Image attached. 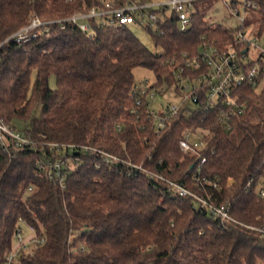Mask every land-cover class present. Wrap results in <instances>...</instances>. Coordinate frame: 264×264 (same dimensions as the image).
<instances>
[{"label": "trees", "instance_id": "1", "mask_svg": "<svg viewBox=\"0 0 264 264\" xmlns=\"http://www.w3.org/2000/svg\"><path fill=\"white\" fill-rule=\"evenodd\" d=\"M258 1L261 9L252 14L264 30V0ZM99 4L0 0V119L15 129L14 121L21 120L34 141L19 146L8 137L7 147L0 145V264L22 220L46 237L22 264H264V238L248 227L264 226V200L245 189L250 179L264 175V81L257 89L240 90L247 109L231 129L211 111L202 121L199 113L180 116L156 133L143 115L130 111L136 67L152 70L157 85L171 84V60L195 53L202 36L226 43L227 28L197 13L192 29L183 33L172 18L163 32H150L158 51L129 26H104L95 19L87 33L72 23H54L26 43L6 41L32 14L57 20ZM190 126L209 130L208 161L200 171L197 157L178 144ZM50 143L97 146L219 203L231 200V215L240 223L224 225L166 181L131 173L123 162L97 167V158L84 156L62 186L37 164L57 154ZM230 175L235 181L228 186Z\"/></svg>", "mask_w": 264, "mask_h": 264}, {"label": "built area", "instance_id": "2", "mask_svg": "<svg viewBox=\"0 0 264 264\" xmlns=\"http://www.w3.org/2000/svg\"><path fill=\"white\" fill-rule=\"evenodd\" d=\"M203 1L205 0H101V4L87 11L76 12L57 20H44L33 14L28 24L6 41L11 39L26 43L38 37L42 31H47L54 23L60 24L61 28H64L66 23H72L87 33L91 31V19L104 26L136 24L150 33L163 32L162 26L175 18L177 28L184 33L192 29L195 15L199 13L198 6ZM227 3L242 20V24L235 30L228 29L229 40L226 43L219 44L215 39L202 36L195 53L184 52L179 61L171 60L175 63L173 83L157 85L156 80L152 82L145 79L134 84L130 94L133 101L130 111L138 117L143 115L156 133L161 132L175 118H189L199 113L202 114V121L211 111L215 112L217 120L226 129H231L234 119L243 115L247 109V101L241 97L240 90L245 86L257 89L261 81H264V30L261 29L260 22L255 21L247 25L244 23L247 11L257 12L261 5L258 0H228ZM253 28H257V31L252 32ZM146 126L147 124L143 123L142 128ZM117 129L122 130L120 124ZM8 137L19 146H31L34 143L29 129H15L0 119V145L4 148L9 143ZM178 144L183 153L197 157L200 171L202 165L208 161L206 153L210 147L209 130L203 126L187 127ZM50 150L60 156L56 154L45 160L39 159L37 164L62 186L67 175L82 162L84 156L89 155L99 160L95 164L97 167L102 163L113 166L123 162L132 167L131 173L141 171L149 174L151 178L166 181L170 189L193 198L198 207L206 208L226 226L231 222H239L231 215L233 201L219 203L211 194H197L160 173L148 170L143 163L123 160L103 148L89 144L50 143ZM193 177L197 182L201 180L198 174ZM203 180L214 188H219L217 181L212 182L206 177ZM234 181L232 176L228 179V186ZM245 189L253 190L264 200V175L259 179H250ZM248 227L264 238V226ZM45 243L43 232L22 220L16 230L13 245L2 264H22V257L34 254Z\"/></svg>", "mask_w": 264, "mask_h": 264}, {"label": "rangeland", "instance_id": "3", "mask_svg": "<svg viewBox=\"0 0 264 264\" xmlns=\"http://www.w3.org/2000/svg\"><path fill=\"white\" fill-rule=\"evenodd\" d=\"M227 1L228 0H205L201 2L200 5L198 6L199 13L204 15L205 20L208 24L211 25L220 24L229 30H235L241 26L242 20L229 8ZM239 1H243V0H239ZM246 14L247 16L244 22L245 25L254 23L256 21L253 17L252 12L247 11ZM129 28L142 40V42L147 47H149L153 51H158V49L154 45V41L151 34L147 30L136 24H130ZM251 31L256 32L257 28H253ZM134 76L136 83H139L145 79H149L152 82L156 80V76L153 73V71L150 70L149 68L142 66L136 67L134 69ZM32 78L34 81L35 76ZM50 85L52 87H56V80L54 76H52L50 79ZM14 123H15L14 125L18 129H22V130L24 129L25 125L24 122H22L21 120H15ZM232 176L230 175L229 176L230 178L228 179H231Z\"/></svg>", "mask_w": 264, "mask_h": 264}]
</instances>
